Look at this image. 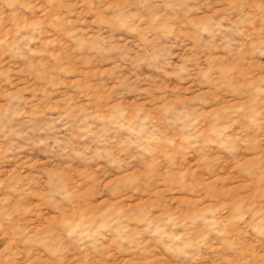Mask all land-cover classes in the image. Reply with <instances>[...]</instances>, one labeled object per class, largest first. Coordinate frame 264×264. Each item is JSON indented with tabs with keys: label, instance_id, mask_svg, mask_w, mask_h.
Returning <instances> with one entry per match:
<instances>
[{
	"label": "rangeland",
	"instance_id": "obj_1",
	"mask_svg": "<svg viewBox=\"0 0 264 264\" xmlns=\"http://www.w3.org/2000/svg\"><path fill=\"white\" fill-rule=\"evenodd\" d=\"M0 264H264V0H0Z\"/></svg>",
	"mask_w": 264,
	"mask_h": 264
}]
</instances>
